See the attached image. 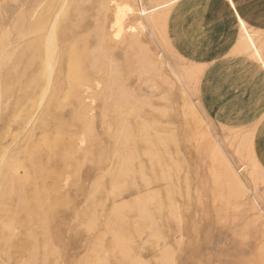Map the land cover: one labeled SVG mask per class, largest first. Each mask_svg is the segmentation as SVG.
Returning <instances> with one entry per match:
<instances>
[{
	"label": "bare ground",
	"instance_id": "bare-ground-1",
	"mask_svg": "<svg viewBox=\"0 0 264 264\" xmlns=\"http://www.w3.org/2000/svg\"><path fill=\"white\" fill-rule=\"evenodd\" d=\"M153 1L115 0L117 13L113 0H0V264H196L184 234L196 241L205 196L230 223L254 214L264 238V126L244 104L228 120L221 100L210 104L228 129L220 139L194 99L259 74L248 60L263 74L251 90L264 93V18L244 6L241 28L226 0ZM204 4L231 11L217 26L236 28L240 59L200 86L195 63L214 38L182 22ZM237 138L238 164L226 151Z\"/></svg>",
	"mask_w": 264,
	"mask_h": 264
},
{
	"label": "crops",
	"instance_id": "crops-1",
	"mask_svg": "<svg viewBox=\"0 0 264 264\" xmlns=\"http://www.w3.org/2000/svg\"><path fill=\"white\" fill-rule=\"evenodd\" d=\"M263 1L264 0H235L237 4L236 9L241 18L245 21V14L242 11V8L244 6L251 7L253 12L257 13L261 18H264ZM219 2L224 4V0H219ZM225 15L232 16L231 11L229 9L221 11L211 4L197 5L191 9V12L187 14V19L182 22L185 23L186 26H189L191 29L194 28L195 34L197 33L202 35L205 34L209 29H211L208 33V35H210V32L212 31L210 36L214 38V44L209 49H207L209 50L208 56L206 57V59L197 61L195 63L199 66H203L204 69L206 68L205 70L203 69L204 71L202 74L201 86L206 82V77L211 70L227 63H235V60L237 61L240 59L239 56H236L235 54H232L230 52L229 47V42L233 41L236 38V28H230L227 30V28H221L217 26L224 19ZM174 31L175 33L173 34L175 35L178 31ZM175 38H177V40H174L175 46L177 47V49L181 50L182 47H184L183 44L185 43H181V39L178 36ZM185 57L187 58V56ZM247 62L248 63L246 64L244 63V66H247L248 68H255V70L262 77V71L257 66V64L252 60H248ZM253 84L254 77L252 78L247 73L243 74V72H240L239 75L235 76L230 81H227L225 84H223V86L221 85L217 92V96L215 94V97L211 94H209V97H207V95L202 92L200 87L199 92L205 112L212 116L213 119L218 121L217 117L213 115L212 109H210V104H216L221 100L228 101L229 103H231L232 107H234V111L227 113L226 118L232 121L241 120L242 118L239 115L240 112H237L239 111L237 110V108L240 107L241 104H244L245 107L242 113L246 114L245 116L247 118V122L249 123L258 121L257 127L264 126V93H262L260 89L251 90L254 86ZM214 112L216 113V110H214ZM220 113L222 112L220 111Z\"/></svg>",
	"mask_w": 264,
	"mask_h": 264
},
{
	"label": "rangeland",
	"instance_id": "rangeland-1",
	"mask_svg": "<svg viewBox=\"0 0 264 264\" xmlns=\"http://www.w3.org/2000/svg\"><path fill=\"white\" fill-rule=\"evenodd\" d=\"M144 1L148 6L154 4L153 0H149L150 2H148V0H144ZM254 1H256V0H254ZM210 35H211V33H210ZM210 35L207 36L208 39L212 38ZM118 56L120 59V55H118ZM260 77L261 76L259 74L254 76V84L257 82V80ZM201 79H202V74H201L200 80ZM200 86H201V81H200ZM190 88H191V86H190ZM194 99L197 102V105L203 111H205V109L202 105V99L200 97L199 91L194 95ZM207 116L209 117L211 122L213 121L212 122L213 129L215 128L214 130H215V133L217 134V136H219L221 134L219 136V138L222 136V138H220V139H223L226 136L228 129L225 128L226 132L225 131L223 132L222 129H224V128H221L222 126L220 125V123L217 120L213 119V117L210 116L209 114H207ZM230 130H231V132L232 131H235V132L238 131V130H232V129H230ZM238 141H239L238 138L233 140L232 147L228 146V144L226 146V151L229 154H231L233 162L237 163V164H238V160L234 156L233 151L235 150L234 148L237 147V145L239 143ZM41 156L44 158L43 153L41 154ZM244 175H245V179L247 181H249V178H248L246 172L244 173ZM253 192H254V189H252V193ZM256 196L258 198L259 204L264 203V183L257 186ZM205 204H206V209H207V216L202 218L201 222H199L201 224V226H200V229L198 231V235H197V239H196L197 242L196 241L193 243L188 242L192 233L184 234L185 251H186L187 255L192 254L191 256L195 259L194 261L196 262V264L197 263L198 264H220V263L221 264H240V263L241 264H260L261 260L255 259L257 257V253H256L257 251L256 250H258V252H259V248H257V247H260L261 245L263 246L264 238L262 236L260 226L257 223L256 224L253 223L254 222V214H249L248 215L249 218L247 217L245 221H236V222L233 221L230 223L229 213H228L229 210L227 208L223 209V211L221 210L218 213H215V210L212 207V198L209 196H205ZM226 209H227V211H225ZM222 213H224V214H222ZM251 217H253V219ZM248 219L250 221L252 219L253 222L252 221L250 222ZM245 222H248L249 225L248 224L246 225V227L249 226L248 228H246L244 226L246 224ZM209 227H210V229H209ZM241 227L245 228L244 229L245 233H244V231H242L243 229ZM232 228L235 230L232 231L233 230ZM246 229L248 232L246 231ZM238 231H240V232H238ZM240 235H242L241 238H240ZM238 238L240 240H238ZM234 242H236V243H234ZM186 245H187V247H186ZM197 249L200 251H198ZM211 252H212V254H211ZM213 255H214V257H213ZM178 262H179L178 264L184 263L183 260L180 261V258L178 259Z\"/></svg>",
	"mask_w": 264,
	"mask_h": 264
},
{
	"label": "snow or ice",
	"instance_id": "snow-or-ice-1",
	"mask_svg": "<svg viewBox=\"0 0 264 264\" xmlns=\"http://www.w3.org/2000/svg\"><path fill=\"white\" fill-rule=\"evenodd\" d=\"M227 5L231 8V9H236L237 8V4L235 2V0H226ZM112 8L114 11H117V13L119 12V9L121 8V5L116 3L115 0H113V4H112ZM125 11H131V9L127 8L125 6ZM238 23L240 25L241 28L244 27L245 21L243 19H239ZM134 31V29H132ZM119 38V37H117ZM35 155L33 157V161L32 163L35 164L37 162V158L39 157V155L41 154V148L37 147L36 149H34ZM5 161L3 159H0V163H4ZM72 180V176L71 174H69L67 176L66 179H64V183L70 184ZM260 211H261V215L264 216V203L260 204ZM69 227H71V225H69Z\"/></svg>",
	"mask_w": 264,
	"mask_h": 264
}]
</instances>
